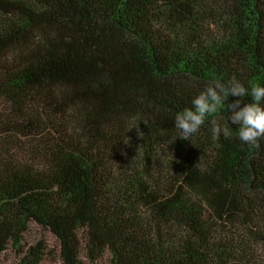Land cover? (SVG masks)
Masks as SVG:
<instances>
[{
	"label": "trees",
	"instance_id": "16d2710c",
	"mask_svg": "<svg viewBox=\"0 0 264 264\" xmlns=\"http://www.w3.org/2000/svg\"><path fill=\"white\" fill-rule=\"evenodd\" d=\"M217 79L264 84V0H0V257L264 264V138L176 137Z\"/></svg>",
	"mask_w": 264,
	"mask_h": 264
},
{
	"label": "clouds",
	"instance_id": "9594fccd",
	"mask_svg": "<svg viewBox=\"0 0 264 264\" xmlns=\"http://www.w3.org/2000/svg\"><path fill=\"white\" fill-rule=\"evenodd\" d=\"M229 97L235 99L229 100ZM248 97V100L244 98ZM243 101V103H242ZM264 84L253 83L246 86L232 79L224 83L217 79L209 83L190 100V107L178 110L173 117L176 137L192 141L206 120L211 125L210 136L215 147L219 148L220 137L231 138L233 131L241 145L255 146L264 138ZM221 111L227 112L229 128L217 118Z\"/></svg>",
	"mask_w": 264,
	"mask_h": 264
},
{
	"label": "rangeland",
	"instance_id": "374dc122",
	"mask_svg": "<svg viewBox=\"0 0 264 264\" xmlns=\"http://www.w3.org/2000/svg\"><path fill=\"white\" fill-rule=\"evenodd\" d=\"M26 243L32 244L35 243L39 239L45 240L51 246L55 245L56 241L54 237L48 233L47 231L43 230L40 226L35 223H32L26 233ZM17 255L14 251H8L3 256L0 257V264H16Z\"/></svg>",
	"mask_w": 264,
	"mask_h": 264
}]
</instances>
